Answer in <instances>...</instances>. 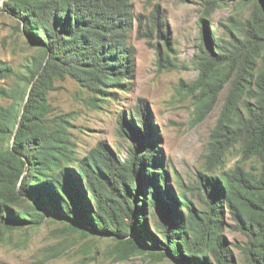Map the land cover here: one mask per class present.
Listing matches in <instances>:
<instances>
[{"label":"trees","instance_id":"1","mask_svg":"<svg viewBox=\"0 0 264 264\" xmlns=\"http://www.w3.org/2000/svg\"><path fill=\"white\" fill-rule=\"evenodd\" d=\"M222 1L202 0L199 75L191 88L200 90L198 119L225 91L203 171L219 169L235 147L240 161L217 175L198 172L199 209L186 192L173 191L147 110L121 116L118 134L131 140L121 160L102 141L79 155L72 115L54 114L49 99L56 81L70 79L95 108L115 100L134 74L135 20L139 38L162 45L159 70L175 68L159 8L143 21L134 0H0V12L38 51L25 74L0 60V80L13 82L0 85V241L49 220L84 237L111 238L117 261L148 254L172 264H236L224 236L227 214L245 238L238 246L244 264H264V0H237L236 17L219 38L209 37L208 21Z\"/></svg>","mask_w":264,"mask_h":264},{"label":"rangeland","instance_id":"2","mask_svg":"<svg viewBox=\"0 0 264 264\" xmlns=\"http://www.w3.org/2000/svg\"><path fill=\"white\" fill-rule=\"evenodd\" d=\"M202 0H134V14L146 21L154 7L164 14L169 32L168 52L175 68L160 69L157 64L155 39L146 40L136 35L137 22L129 43L135 48L134 74L116 99L96 101L98 108L88 104L89 95L72 80L56 81L49 99L54 114H71L72 135L79 155L102 141L107 143L124 160L131 140L118 134L122 115L135 114L144 108L148 111L151 136L156 140V151L164 158L170 185L175 193L186 192L194 205L202 209L197 186L198 172L203 171L208 139L219 116L225 91L215 100L212 109L202 119L197 118L195 98L199 89L191 85L198 78L195 56L200 44L199 22L202 17ZM237 0H223L208 21L209 37L219 38L229 16L236 17ZM246 11L237 16H245ZM19 26L5 12H0V60L17 72L26 73V66L38 51L26 44ZM203 27V26H201ZM204 32V30H202ZM12 80H0L7 87ZM114 90V89H111ZM2 104L4 101L0 100ZM240 161L238 147L230 150L219 169L204 172L217 175L231 170ZM251 163L244 164L249 169ZM158 168V167H156ZM166 169V170H167ZM224 236L231 244L236 264H244L238 246L245 238L232 230L233 223L226 214ZM115 242L111 238L84 237L70 231L64 224L46 220L35 229L13 230L0 241V264H172L170 259L139 254L117 261L113 254Z\"/></svg>","mask_w":264,"mask_h":264}]
</instances>
